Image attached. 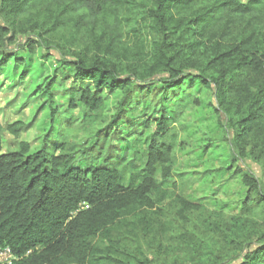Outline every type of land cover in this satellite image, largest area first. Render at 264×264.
I'll use <instances>...</instances> for the list:
<instances>
[{
	"label": "trees",
	"instance_id": "16d2710c",
	"mask_svg": "<svg viewBox=\"0 0 264 264\" xmlns=\"http://www.w3.org/2000/svg\"><path fill=\"white\" fill-rule=\"evenodd\" d=\"M19 51L68 70L43 87L51 105L62 93L99 114L118 99L83 165L65 127L32 152L3 151L0 125V247L14 264H264V0H0V68ZM205 90L246 188L236 214L168 184L173 125Z\"/></svg>",
	"mask_w": 264,
	"mask_h": 264
},
{
	"label": "rangeland",
	"instance_id": "374dc122",
	"mask_svg": "<svg viewBox=\"0 0 264 264\" xmlns=\"http://www.w3.org/2000/svg\"><path fill=\"white\" fill-rule=\"evenodd\" d=\"M17 53L16 59H11L5 67L0 68L3 151L14 150L21 142H27L31 151L35 152L49 131L58 133L61 127H65L68 150L74 155L75 163L83 165L85 158L89 157L84 155V151L94 142L96 129L109 123L110 112L118 99L117 96H110L106 110L99 114L88 113L78 104L77 109L70 110L67 96L62 93L51 105L47 95L43 93V87L56 75L60 69L59 65L52 60H42L40 55L30 56L26 51ZM18 58L24 61L23 66L17 62ZM60 70L64 74L68 73L67 69ZM24 73V79H20ZM56 90L64 92V87ZM210 99L209 92L201 91L200 105L186 110L173 125L171 135L175 144L176 159L173 177L168 184H176L175 191L192 203L201 204L210 210H225L228 215L236 214L245 197L246 188L241 183V176L234 174L236 167L230 168L226 135L209 105ZM53 108L57 113L54 115L55 122L51 123ZM141 109L139 107L134 113L136 119L139 118ZM86 115L90 118H86ZM73 119L79 120L73 122ZM95 119L94 125L92 121ZM72 122L73 126L70 124ZM15 123H21L18 139L7 129ZM208 144L212 146L206 148ZM130 154L124 153L123 156H132ZM239 166L260 177L258 166L250 163H241ZM138 172L135 171V174ZM172 192L174 191L170 188L166 194H162L167 196L165 204L168 203Z\"/></svg>",
	"mask_w": 264,
	"mask_h": 264
},
{
	"label": "built area",
	"instance_id": "2783aa9c",
	"mask_svg": "<svg viewBox=\"0 0 264 264\" xmlns=\"http://www.w3.org/2000/svg\"><path fill=\"white\" fill-rule=\"evenodd\" d=\"M19 258L9 247H0V264H14Z\"/></svg>",
	"mask_w": 264,
	"mask_h": 264
}]
</instances>
